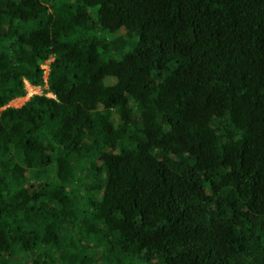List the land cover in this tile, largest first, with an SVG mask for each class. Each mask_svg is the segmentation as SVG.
Masks as SVG:
<instances>
[{
    "label": "trees",
    "instance_id": "obj_1",
    "mask_svg": "<svg viewBox=\"0 0 264 264\" xmlns=\"http://www.w3.org/2000/svg\"><path fill=\"white\" fill-rule=\"evenodd\" d=\"M0 108V264H264V0H0Z\"/></svg>",
    "mask_w": 264,
    "mask_h": 264
},
{
    "label": "rangeland",
    "instance_id": "obj_2",
    "mask_svg": "<svg viewBox=\"0 0 264 264\" xmlns=\"http://www.w3.org/2000/svg\"><path fill=\"white\" fill-rule=\"evenodd\" d=\"M105 83L107 84H111L114 82V78L113 77H106L104 80ZM33 90L35 92H33ZM43 91V86H40V88L36 87L35 89H32L31 87H28V94L26 93V95L23 98H19V99H12L8 105L13 106V107H18L21 105V103L23 101H25L27 98H29L32 94L34 93H41ZM46 94H50V93H46ZM2 108H0L1 110ZM136 264H141L139 262H137ZM143 264V263H142ZM153 264V263H152Z\"/></svg>",
    "mask_w": 264,
    "mask_h": 264
},
{
    "label": "built area",
    "instance_id": "obj_3",
    "mask_svg": "<svg viewBox=\"0 0 264 264\" xmlns=\"http://www.w3.org/2000/svg\"><path fill=\"white\" fill-rule=\"evenodd\" d=\"M50 59H48L47 61H45L43 64H41V67L43 68V80H44V83L46 82V78H47V74H48V62H49ZM25 83V89H26V93L28 94V87H31L32 89H35L36 87L40 88V86H34V85H29V83L25 80L24 81ZM46 83L44 84V87H46ZM33 92H35L33 90ZM25 93V95H26ZM35 94V93H34ZM50 96H52L51 94H48Z\"/></svg>",
    "mask_w": 264,
    "mask_h": 264
},
{
    "label": "crops",
    "instance_id": "obj_4",
    "mask_svg": "<svg viewBox=\"0 0 264 264\" xmlns=\"http://www.w3.org/2000/svg\"><path fill=\"white\" fill-rule=\"evenodd\" d=\"M29 85H30V84H29ZM23 97H24V96H23ZM23 97H17V98H14V99H19V98H23ZM23 102H24V101H23ZM23 102H22V103H23ZM22 103H21V104H22Z\"/></svg>",
    "mask_w": 264,
    "mask_h": 264
},
{
    "label": "clouds",
    "instance_id": "obj_5",
    "mask_svg": "<svg viewBox=\"0 0 264 264\" xmlns=\"http://www.w3.org/2000/svg\"><path fill=\"white\" fill-rule=\"evenodd\" d=\"M27 99H28V98H27ZM27 99H26V100H27Z\"/></svg>",
    "mask_w": 264,
    "mask_h": 264
}]
</instances>
